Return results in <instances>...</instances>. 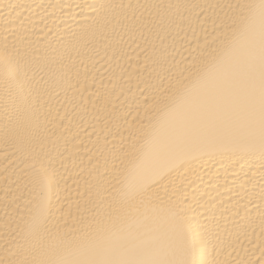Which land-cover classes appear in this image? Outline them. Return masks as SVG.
<instances>
[{"label": "bare ground", "instance_id": "1", "mask_svg": "<svg viewBox=\"0 0 264 264\" xmlns=\"http://www.w3.org/2000/svg\"><path fill=\"white\" fill-rule=\"evenodd\" d=\"M0 264H264V0H0Z\"/></svg>", "mask_w": 264, "mask_h": 264}]
</instances>
